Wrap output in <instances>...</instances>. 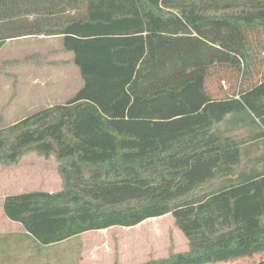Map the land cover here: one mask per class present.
<instances>
[{
  "label": "trees",
  "instance_id": "trees-1",
  "mask_svg": "<svg viewBox=\"0 0 264 264\" xmlns=\"http://www.w3.org/2000/svg\"><path fill=\"white\" fill-rule=\"evenodd\" d=\"M31 36H62L83 86L0 129V163L65 162L61 191L6 197L9 220L51 246L172 215L189 251L142 264H264V169L239 170L264 140V0H0V50Z\"/></svg>",
  "mask_w": 264,
  "mask_h": 264
},
{
  "label": "rangeland",
  "instance_id": "rangeland-1",
  "mask_svg": "<svg viewBox=\"0 0 264 264\" xmlns=\"http://www.w3.org/2000/svg\"><path fill=\"white\" fill-rule=\"evenodd\" d=\"M35 45L45 40L34 41ZM22 42L8 44L0 52V60L22 57ZM28 52V51H27ZM26 53V52H25ZM20 61V60H14ZM4 63L0 72V129L7 128L24 118L60 103H66L83 86L81 74L75 76H6L9 66ZM259 64V60H257ZM257 64V65H258ZM10 74V73H9ZM11 75V74H10ZM257 76V74H251ZM45 80H41V79ZM66 78V79H65ZM40 79L38 85L36 81ZM225 80V79H224ZM228 80V79H227ZM229 80H236L233 75ZM223 85L228 88L227 81ZM218 130L227 136L249 138L255 127L250 123H222ZM257 130V129H256ZM257 132V131H256ZM241 169L255 165L264 169V140H251L242 146ZM64 161L55 155L44 156L35 152L22 157L18 163H0V255L6 264H142L152 260L166 259L189 251L184 234L178 229L172 215L147 220L133 228L115 227L89 232L52 246H41L25 234L18 223H12L5 215L3 204L6 197L31 191L57 193L63 188L61 167ZM16 232V233H14ZM20 232V233H18ZM255 258L242 257L235 260L210 264H252Z\"/></svg>",
  "mask_w": 264,
  "mask_h": 264
},
{
  "label": "crops",
  "instance_id": "crops-1",
  "mask_svg": "<svg viewBox=\"0 0 264 264\" xmlns=\"http://www.w3.org/2000/svg\"><path fill=\"white\" fill-rule=\"evenodd\" d=\"M33 38H35L34 41L39 40V39H43L45 41L38 42L35 45L29 44V42L26 41L27 39H33ZM13 42H18V43L22 42L23 43L22 46L24 45V47L25 45H28L27 47H25L26 53L24 52L23 56L20 58L17 57V58L1 59L0 66L6 62L14 61V60H24L27 57H31L32 59H30L29 62L18 64L15 67L9 68V66H7L6 70L9 69L13 71L7 72L6 76H72V72L75 73V76H79L78 71L76 70L78 69V67L73 63V58H74L73 53L65 52L63 50L64 47H63V37L62 36H54V37L31 36V37H25V38L16 39V40H9L5 43V45L2 47L0 52L8 44L13 43ZM41 80H45V78L44 79L42 78ZM39 81L40 79L36 81V85H38ZM60 104H63V103H60ZM11 222L16 223L13 221ZM19 225L23 228V231L27 235V232L25 231L24 227L21 224ZM64 242H67V241H64ZM64 242H61V243H64ZM6 263L7 262H3L2 256L0 255V264H6Z\"/></svg>",
  "mask_w": 264,
  "mask_h": 264
}]
</instances>
